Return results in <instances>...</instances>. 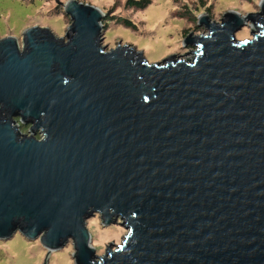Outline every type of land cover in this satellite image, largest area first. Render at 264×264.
<instances>
[{
	"label": "water",
	"instance_id": "water-1",
	"mask_svg": "<svg viewBox=\"0 0 264 264\" xmlns=\"http://www.w3.org/2000/svg\"><path fill=\"white\" fill-rule=\"evenodd\" d=\"M55 1L64 38L0 41V241L71 242L75 264H264V0L204 15L193 60L154 65L103 47L100 9ZM96 215L128 231L104 257Z\"/></svg>",
	"mask_w": 264,
	"mask_h": 264
},
{
	"label": "rangeland",
	"instance_id": "rangeland-1",
	"mask_svg": "<svg viewBox=\"0 0 264 264\" xmlns=\"http://www.w3.org/2000/svg\"><path fill=\"white\" fill-rule=\"evenodd\" d=\"M70 1L60 0L63 4ZM76 1L108 15L103 20V47L112 51L119 44L130 46L154 65L175 56L191 62L193 55L184 56L196 50L190 45L185 46L184 42L191 35L209 34L204 25L199 27L204 15L212 22H220L232 12L242 16L256 14L263 0H203L205 6H202L201 0H151V6L144 11L128 10V0ZM182 15L189 17L179 19ZM118 17L131 20L137 29L117 26L115 20ZM71 24V19L55 0H0V41L12 37L21 44L25 31L34 27L47 28L57 38H64ZM236 36L240 41L252 39L249 28ZM121 224L104 227L97 215L87 222L92 247L98 256L104 257L110 245L115 248L124 242L128 231ZM48 254L49 251L39 241H29L20 234L10 241H0V264H75L71 242Z\"/></svg>",
	"mask_w": 264,
	"mask_h": 264
},
{
	"label": "trees",
	"instance_id": "trees-1",
	"mask_svg": "<svg viewBox=\"0 0 264 264\" xmlns=\"http://www.w3.org/2000/svg\"><path fill=\"white\" fill-rule=\"evenodd\" d=\"M201 3H202V6H205V4L203 3V0H201ZM150 6H151V0H128V2L126 4V8L128 10H137V11L147 10ZM208 13H210L209 10H208ZM105 15H107V14H105ZM184 17H189V15H187V16L182 15L179 17V19H182ZM182 20H184V19H182ZM189 21L192 22V20H189ZM115 23L117 26H122L124 28H135V29H137V27L134 25V23L131 20L126 19V18H119L118 17L115 20ZM22 133L27 134L28 130L23 129Z\"/></svg>",
	"mask_w": 264,
	"mask_h": 264
},
{
	"label": "clouds",
	"instance_id": "clouds-1",
	"mask_svg": "<svg viewBox=\"0 0 264 264\" xmlns=\"http://www.w3.org/2000/svg\"><path fill=\"white\" fill-rule=\"evenodd\" d=\"M42 131V130H41ZM44 133V132H43ZM46 139V134L44 133L43 137H42V140H45Z\"/></svg>",
	"mask_w": 264,
	"mask_h": 264
},
{
	"label": "flooded vegetation",
	"instance_id": "flooded-vegetation-1",
	"mask_svg": "<svg viewBox=\"0 0 264 264\" xmlns=\"http://www.w3.org/2000/svg\"><path fill=\"white\" fill-rule=\"evenodd\" d=\"M247 29V28H246Z\"/></svg>",
	"mask_w": 264,
	"mask_h": 264
}]
</instances>
